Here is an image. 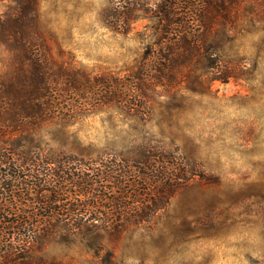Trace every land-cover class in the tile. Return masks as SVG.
Listing matches in <instances>:
<instances>
[{
    "label": "trees",
    "instance_id": "trees-1",
    "mask_svg": "<svg viewBox=\"0 0 264 264\" xmlns=\"http://www.w3.org/2000/svg\"><path fill=\"white\" fill-rule=\"evenodd\" d=\"M3 1L0 264H127L120 240L150 230L198 169L155 135L93 159L45 145L42 124L76 109L61 89L75 92L81 105L116 100L147 119L159 96L183 101L210 91L215 80L253 77L264 47L252 53L238 42L250 25L264 31L255 25L264 16L258 8L246 26V0H160L149 8L153 41L132 80L123 81L61 63L52 70L39 0ZM115 9L116 25L137 19L135 5Z\"/></svg>",
    "mask_w": 264,
    "mask_h": 264
},
{
    "label": "rangeland",
    "instance_id": "rangeland-1",
    "mask_svg": "<svg viewBox=\"0 0 264 264\" xmlns=\"http://www.w3.org/2000/svg\"><path fill=\"white\" fill-rule=\"evenodd\" d=\"M159 1L39 0L52 70L61 63L71 71L132 80L153 41L149 8ZM245 2L246 26L255 24L258 8L264 16V0ZM118 5L137 7L130 27L114 23ZM260 22L255 25L264 27ZM248 29L251 34L238 43L254 53L264 47V31ZM257 67L249 80H215L210 91L183 101L159 96L147 119L116 100L81 105L75 92L61 89L76 109L42 124L45 145L93 159L155 135L178 146L198 169L150 230L120 240L124 262L264 264V56Z\"/></svg>",
    "mask_w": 264,
    "mask_h": 264
}]
</instances>
